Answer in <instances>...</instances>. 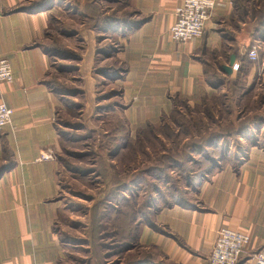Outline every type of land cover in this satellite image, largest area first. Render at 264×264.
<instances>
[{
  "label": "rangeland",
  "instance_id": "1",
  "mask_svg": "<svg viewBox=\"0 0 264 264\" xmlns=\"http://www.w3.org/2000/svg\"><path fill=\"white\" fill-rule=\"evenodd\" d=\"M238 1L250 4L251 44L260 45L264 1ZM14 11L46 14L40 41L50 61L46 80L60 95L59 264H180L158 261L163 253L155 242L142 246L141 230L161 232V209L196 200L212 174L238 172L249 154H264L262 72L257 67L249 82V67L234 76L211 70L214 90L200 99L170 95L166 110L136 124L128 108L151 100L141 90L139 97L123 90L127 35L149 19L134 0H24ZM80 61H87V73L84 64L79 72Z\"/></svg>",
  "mask_w": 264,
  "mask_h": 264
},
{
  "label": "crops",
  "instance_id": "2",
  "mask_svg": "<svg viewBox=\"0 0 264 264\" xmlns=\"http://www.w3.org/2000/svg\"><path fill=\"white\" fill-rule=\"evenodd\" d=\"M23 1L0 0V59H7L12 70V80L0 82V100L13 110L11 124L0 132V264H59L64 252L56 229L64 208L57 158L60 136L55 122L60 95L46 80L50 61L40 42L46 14L14 11ZM180 1L134 0L149 19L127 35L120 55L127 63L123 90L124 94L141 90L144 100L155 99L158 105H150L151 101L148 106L132 104L127 112L136 115L133 123H144L148 115L154 119L161 109L166 110L170 95L200 99L214 90L210 70L227 76L222 66L231 55L237 63L247 64L249 82L257 67L264 81V40L258 47L259 65L247 62L256 29L249 3L216 0L203 35L176 43L170 40L168 29ZM86 62L80 61L79 72L84 64L87 73ZM234 74L236 71L229 76ZM46 152L54 157L40 160ZM196 194V200L160 210L157 225L161 232L142 228V246L155 242L163 253L158 261L167 257L180 264H206L222 226L248 233L252 250L260 247L264 154H249L238 172L212 174ZM239 264L254 262L246 255Z\"/></svg>",
  "mask_w": 264,
  "mask_h": 264
},
{
  "label": "built area",
  "instance_id": "3",
  "mask_svg": "<svg viewBox=\"0 0 264 264\" xmlns=\"http://www.w3.org/2000/svg\"><path fill=\"white\" fill-rule=\"evenodd\" d=\"M216 0H181L174 10V22L168 29L170 40L185 43L203 35L206 22L209 19ZM258 47L254 44L248 50L250 61H258ZM239 63L235 61L232 67L237 71ZM12 80V70L7 59H0V82ZM13 110L0 100V132L11 124ZM54 157L52 153H42L40 160ZM251 236L243 231L228 226L219 227L216 238L209 254V264H237L246 255L254 264H264V231L260 247L247 253Z\"/></svg>",
  "mask_w": 264,
  "mask_h": 264
},
{
  "label": "water",
  "instance_id": "4",
  "mask_svg": "<svg viewBox=\"0 0 264 264\" xmlns=\"http://www.w3.org/2000/svg\"><path fill=\"white\" fill-rule=\"evenodd\" d=\"M235 64V56L234 55H231V57H230V59H229V61H228V64H226V65H223L222 66V70L226 73V74H228V75H230V74H232V67H233V65Z\"/></svg>",
  "mask_w": 264,
  "mask_h": 264
},
{
  "label": "trees",
  "instance_id": "5",
  "mask_svg": "<svg viewBox=\"0 0 264 264\" xmlns=\"http://www.w3.org/2000/svg\"><path fill=\"white\" fill-rule=\"evenodd\" d=\"M248 62V61H247ZM244 64H246V63H244ZM244 64H240L239 63V67H238V69H237V74H239L241 71H243L244 69H246V67H245V65ZM213 70V69H212ZM211 71V70H210ZM214 71V70H213ZM223 71V70H222ZM224 72V71H223ZM216 73V72H215ZM210 74H211V72H210ZM217 74V73H216ZM208 79H209V77H208Z\"/></svg>",
  "mask_w": 264,
  "mask_h": 264
}]
</instances>
